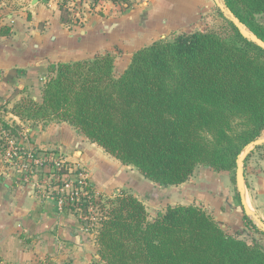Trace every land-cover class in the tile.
Here are the masks:
<instances>
[{
    "label": "trees",
    "instance_id": "16d2710c",
    "mask_svg": "<svg viewBox=\"0 0 264 264\" xmlns=\"http://www.w3.org/2000/svg\"><path fill=\"white\" fill-rule=\"evenodd\" d=\"M223 2L264 43V0ZM61 10L69 22L66 0ZM10 30L2 27L0 34ZM114 62L115 55L106 53L50 67L41 102L28 98L16 113L28 120L67 121L165 186L186 182L200 166L217 174L235 171L264 131V47L246 38L233 20H227L225 35L205 30L154 41L134 52L119 77ZM1 124L9 128L0 118ZM109 203L100 205L97 233L106 264H264L262 245L228 233L200 206H168L149 220L143 202L128 191Z\"/></svg>",
    "mask_w": 264,
    "mask_h": 264
},
{
    "label": "crops",
    "instance_id": "0c3cea01",
    "mask_svg": "<svg viewBox=\"0 0 264 264\" xmlns=\"http://www.w3.org/2000/svg\"><path fill=\"white\" fill-rule=\"evenodd\" d=\"M61 3L0 2V30L11 29L9 34H0V118L9 128L18 126L19 136L32 148L63 157L72 169L85 171L100 195L132 193L145 205L149 220L168 206L193 204L213 215L234 236L250 229L264 232L262 151H254L247 161L252 164L250 170L243 165V194L238 187L235 193L230 188L221 190L214 179L220 184L222 175L212 179L208 169L199 173L201 167L184 183L156 185L69 122L40 123L16 113L28 98L41 102L50 67L113 53L114 75L119 77L135 51L176 34L205 31L218 0H100L95 5L91 0H70L67 23L62 20ZM7 136L21 140L14 133ZM21 177L15 167L0 165V264H106L99 255L97 236L83 216L59 213L43 182ZM151 191L157 195L150 196Z\"/></svg>",
    "mask_w": 264,
    "mask_h": 264
},
{
    "label": "built area",
    "instance_id": "2783aa9c",
    "mask_svg": "<svg viewBox=\"0 0 264 264\" xmlns=\"http://www.w3.org/2000/svg\"><path fill=\"white\" fill-rule=\"evenodd\" d=\"M7 139L10 146L6 163L15 167L22 176L21 180L43 182L46 193L52 197L59 213L73 212L82 215V209H86L85 212L91 216L96 214L95 207L101 195L85 171L72 169L63 157L38 151L27 144L24 148L20 145L21 142L9 136ZM47 166H51V170L47 171ZM91 219L94 223L90 227L98 231L100 221L96 222V216Z\"/></svg>",
    "mask_w": 264,
    "mask_h": 264
},
{
    "label": "rangeland",
    "instance_id": "374dc122",
    "mask_svg": "<svg viewBox=\"0 0 264 264\" xmlns=\"http://www.w3.org/2000/svg\"><path fill=\"white\" fill-rule=\"evenodd\" d=\"M10 1H13V0H10ZM216 1L217 0H215V2ZM219 4H220V6H219ZM215 7H216V9L214 11V17L208 20L209 21L207 23L208 26L205 29L206 30H214V31L219 32V34H221V35H225L226 34L227 20H233V18L228 13L227 9L224 7V4H223L222 0H218V3H216ZM242 32H243V34H244V36L246 38L254 41L253 38H252L253 37V33L248 28L242 27ZM52 75L53 74H50L49 76H47L45 80L47 81L48 79H50ZM41 122H43V121L40 120V123ZM9 133H14L16 138L21 139L18 142H21L20 145H22L24 148H26V144L29 145V143L24 140V137L21 138L19 136V133L16 130L13 132V130H11V128H7L6 125L1 124L0 125V165H3V164L6 165V161L9 159V157L7 156L8 150H9V146H10V141L7 139V135ZM28 133H30V131ZM260 138L264 139V131H263V133H262ZM18 142H16V143H18ZM29 147H31V146H29ZM263 147L264 146H259L258 148H253L248 154H246L248 149L245 152L242 153L240 159H243V161H244L243 165L248 170H250V166H252V164L248 163L247 161H249L254 156V154H253L254 151H262V152H259V153H261L259 155H260L261 158H264V149H263ZM255 149H257V150H255ZM258 149H260V150H258ZM36 150H38V149H36ZM259 155H257V157ZM200 167L199 168L201 170L199 169L200 170L199 173L202 174V172H204V171H206L208 169V170H210L212 172V174H209V177L210 178L212 177V179L216 178L217 175H220V176L222 175L221 179H220L221 180L220 184L217 181V179H214L215 183H217L218 187H220L221 190H223V189L226 190V189L230 188V189L233 190L234 193L237 191V180H236V171H237V169L235 171L231 172V173H228V174H217V172L212 167H208V166H200ZM223 175H225V176H223ZM218 187H217V189H219ZM116 195L105 194V195H101V197L99 196L100 199L97 201V206L95 207V213L96 214L94 215V216L97 217V221L96 222L99 223V221L101 219V216H102V211H101V206L100 205L104 204L105 206H110V203H109L110 200L113 199ZM149 195L150 196L157 195V193H155L154 191H151L149 193ZM163 196L164 195H161L159 198H164ZM85 211H86V209H82V213H83L82 214V216H83L82 220L87 225V227H90L91 224L94 223L92 221V219H91L94 216L93 215L91 216V214L86 213ZM221 225H222V223H221ZM257 225H258V223H257ZM223 228L225 229L226 227H223ZM230 229H232V228H230ZM225 230L228 232L229 229L228 230L225 229ZM94 232H95V234L97 236L98 231H95V229H94ZM256 233H257V235H256ZM235 236H237V237L241 236L242 239L246 240L248 243H250V244H260L264 248V237L262 236L261 233L256 232V231L254 232V229L253 230L250 229V231L246 230L243 233L240 232V234H237Z\"/></svg>",
    "mask_w": 264,
    "mask_h": 264
},
{
    "label": "water",
    "instance_id": "95a60500",
    "mask_svg": "<svg viewBox=\"0 0 264 264\" xmlns=\"http://www.w3.org/2000/svg\"><path fill=\"white\" fill-rule=\"evenodd\" d=\"M223 1V0H222ZM224 4V2H223ZM225 7V5H224ZM226 8V7H225ZM227 9V8H226ZM228 13L232 16L233 18V21L236 22V24L240 27V29L242 30V27H245L243 26L242 24H240L235 18L234 16L231 14V12H229V10L227 9ZM253 40L255 42H257L258 44H260L261 46L264 47V43L261 42L254 34H253ZM258 146H264V139L263 138H259L258 140H256L254 143L251 144V146H249L247 149V153L248 154L253 148H256ZM246 149V150H247ZM245 150V151H246ZM244 151V152H245ZM241 157V156H240ZM244 158V157H243ZM236 180H237V187H238V190L241 194H243V189H244V183H245V171H244V167H243V159H240L239 158V161H238V167H237V171H236ZM259 221V220H258ZM260 224L263 225V223L261 221H259Z\"/></svg>",
    "mask_w": 264,
    "mask_h": 264
}]
</instances>
